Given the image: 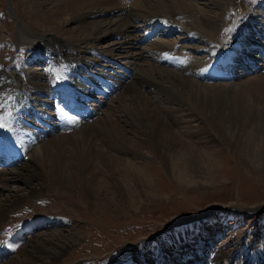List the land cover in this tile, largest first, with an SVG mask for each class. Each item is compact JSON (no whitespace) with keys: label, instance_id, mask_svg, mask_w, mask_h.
Wrapping results in <instances>:
<instances>
[{"label":"bare ground","instance_id":"bare-ground-1","mask_svg":"<svg viewBox=\"0 0 264 264\" xmlns=\"http://www.w3.org/2000/svg\"><path fill=\"white\" fill-rule=\"evenodd\" d=\"M225 1L23 0L25 9L36 17L44 33L40 37L19 33V41L29 48L26 62L12 60L0 65V123L3 124L0 151L9 152L17 162L12 165L17 169L10 170L12 166L8 167V162L12 160L8 161L6 154L0 155V192L9 191L6 182L11 179L25 186L24 193L6 192L0 199V229L7 212L41 190H75L93 206L99 200L100 188L107 190L111 186L112 193L121 200L146 202L143 195L154 194L155 181L153 174L145 171H151V165L144 161L145 168L140 166L143 161L140 155L158 160L174 182L190 185L209 182L216 165L201 148L203 132L190 127L189 118H197L196 115L202 120V128L210 133L207 140L223 141L239 163H249L248 152L243 156L240 141L246 140L244 133H254L251 130L252 124H256L254 120L264 119V65L258 69L246 57L252 49L264 51V24L257 21V17L264 18V0H258L260 5L250 9L243 27L244 35L251 31V37L255 36L252 40L240 36L237 27L233 36L239 42L233 47L229 43L208 44L210 55L216 51L229 53L225 61L230 65L226 78L206 82L203 73L213 59L205 55L199 60L191 55V51L203 52V34L219 26L218 9ZM154 21L164 31L180 30L181 38L187 33L189 39L184 37V44L179 39L166 41L162 34H156L141 43L144 40L138 37L144 29L155 32ZM107 35H112L113 40L100 46ZM106 57L111 60L107 61ZM35 58L44 60L41 71L31 65V59ZM167 58L182 64L172 66L166 62ZM116 63L128 69L126 76L122 77L123 71ZM238 64L244 73L234 70ZM103 73L116 84L114 92L106 99L100 97L99 104L92 102L87 118L79 117L68 128L58 126L51 115L53 105L48 95L64 86L91 94L98 74ZM171 88L179 95H170ZM237 89L253 99L242 102L232 99ZM254 103L258 105L257 111L252 108ZM259 136L258 140L262 135ZM40 176L45 180L43 184L31 182ZM114 198H101L103 201L98 202L107 200L106 204H97L96 210L104 211L107 202L115 203ZM41 222L46 224L35 220L26 225L31 236L14 230L1 237L0 264L48 263L47 260L35 262L36 253L56 252L49 259L51 262L58 259L66 244L57 246L52 253L43 243L59 241L61 233L56 231L43 238L34 230L37 224L43 226ZM32 237L37 241L30 240ZM178 243L174 239L167 247L157 250L159 259L152 264H163L168 259L170 264L192 263L188 259L201 251V258H196V264H200L209 255L206 246L196 250L192 245L180 246V243L178 249ZM171 250L176 256L172 257ZM148 259L143 256V262L149 263Z\"/></svg>","mask_w":264,"mask_h":264},{"label":"rangeland","instance_id":"rangeland-1","mask_svg":"<svg viewBox=\"0 0 264 264\" xmlns=\"http://www.w3.org/2000/svg\"><path fill=\"white\" fill-rule=\"evenodd\" d=\"M259 3L258 0H226L224 6L218 9L221 12L219 26L203 34L202 42L204 44L207 41L214 42L215 38L226 36L229 24L245 11L248 10L247 13H250L249 10L260 5ZM24 6L23 0H0V65L9 64L12 60L26 62L29 55L26 44L27 52L26 56L22 57L23 60L13 57L16 52L25 51L18 50V46H21L19 33H30L35 37H40L44 33L36 23V17L31 15ZM257 21L264 24L263 17H257ZM137 32L140 34L139 30ZM51 33L60 35L54 31ZM250 34L251 31L245 33L243 37H250L252 40L255 36L252 34L251 37ZM178 36L182 37V34ZM164 39L172 41L177 37ZM37 40L39 39L35 41ZM111 40H113L112 35L105 36L100 41V46ZM200 41L197 42L200 43ZM256 49H250L249 53L241 51V54L248 53L247 61L256 64L260 69V66L264 65L263 57ZM196 55L193 56L198 59L208 56L205 50ZM42 63L44 64L43 59ZM32 66L41 71L45 64L43 67ZM251 66L255 68L254 65L251 64ZM235 67L234 70L239 74L244 73L239 64ZM171 89L173 93L170 90V95H179L176 89ZM232 99L242 102L247 99L250 101L253 97L237 89ZM256 106L258 105L255 104L252 108L257 111ZM196 117L189 118L190 127L203 132L201 148L212 158L214 166L216 165L213 180L201 185L174 182L158 160L140 155L139 159L143 160H140V166L147 161L152 170L145 171L151 172L155 181V188L152 190H155L154 194L150 196L149 192H146L143 195L146 202L132 203L121 200L112 193V187L107 186L110 190L100 188L98 199L110 200L115 196V203L107 202L104 211H97L95 206L102 203L105 206L107 200L105 202L96 200V203L91 206L90 200L75 190H41L35 196L26 197L20 206L7 212L0 235L4 236L12 227H16L25 219L33 216H47L52 218V221L49 222L47 218L36 220L49 222L36 231L40 232L43 238L47 235L51 236L56 231L61 233V236L58 237L59 241L45 242L43 246L53 253L57 246L63 247L62 245L66 244V247H63L65 251L52 262L49 257L57 254L56 252L54 254L36 253L35 262L47 260V264H152L155 259H159L157 250L163 246L167 247L175 239L179 242L178 249L181 243L180 246L188 244L197 250L201 248L204 241L203 247L206 246L209 255L204 257L200 264H264V138H261L264 137V119L257 118L254 120L256 124H252L251 130L255 138L251 132L247 133L251 139L249 135L243 134L244 140L246 139L240 141L244 148L243 156L248 152L247 157L250 161L239 163L229 147L222 143L223 141L207 140L210 133H207L208 129L202 128L200 116L196 115ZM16 167L12 166L10 170L17 169ZM142 168H145L144 165ZM44 181L40 176L31 182L36 185L43 184ZM6 185L9 191L0 192V199L7 194L6 192H25L22 182L11 179L6 182ZM207 212L211 213V217ZM189 217H199L198 219L202 220L185 222V219ZM30 240L37 241L33 237ZM177 248L173 247L175 251ZM174 250H171L172 257L176 256ZM200 252H195L194 256L188 259L192 263L188 264H196L198 262L196 258H201ZM143 256L149 257L150 262H143ZM163 264H170V260Z\"/></svg>","mask_w":264,"mask_h":264},{"label":"snow or ice","instance_id":"snow-or-ice-1","mask_svg":"<svg viewBox=\"0 0 264 264\" xmlns=\"http://www.w3.org/2000/svg\"><path fill=\"white\" fill-rule=\"evenodd\" d=\"M0 127H3V124L2 123H0Z\"/></svg>","mask_w":264,"mask_h":264}]
</instances>
